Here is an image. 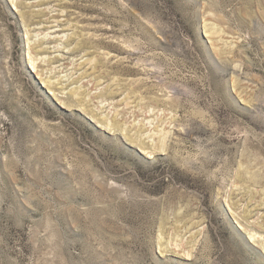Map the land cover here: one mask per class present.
<instances>
[{"label": "rangeland", "instance_id": "374dc122", "mask_svg": "<svg viewBox=\"0 0 264 264\" xmlns=\"http://www.w3.org/2000/svg\"><path fill=\"white\" fill-rule=\"evenodd\" d=\"M0 264H264V0H0Z\"/></svg>", "mask_w": 264, "mask_h": 264}]
</instances>
